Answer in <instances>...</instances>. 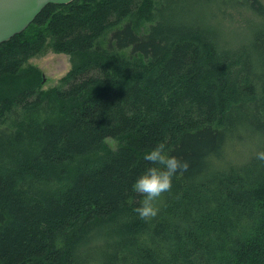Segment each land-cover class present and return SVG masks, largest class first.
<instances>
[{
    "label": "trees",
    "instance_id": "trees-1",
    "mask_svg": "<svg viewBox=\"0 0 264 264\" xmlns=\"http://www.w3.org/2000/svg\"><path fill=\"white\" fill-rule=\"evenodd\" d=\"M204 4L251 13L249 36L226 40ZM47 49L72 67L44 91L26 64ZM159 143L188 168L141 218ZM260 153L259 0L48 4L0 44V264H264Z\"/></svg>",
    "mask_w": 264,
    "mask_h": 264
},
{
    "label": "rangeland",
    "instance_id": "rangeland-1",
    "mask_svg": "<svg viewBox=\"0 0 264 264\" xmlns=\"http://www.w3.org/2000/svg\"><path fill=\"white\" fill-rule=\"evenodd\" d=\"M259 1L264 5V0ZM218 9L219 7L216 8L204 4L200 11L205 13V15L211 19H208V23L219 27L222 36H224L226 40L228 39L229 41L239 42L242 38H247L249 36L251 25H248L247 27L246 24H251L253 22V15L251 13H248V11L244 9L234 10L227 8L224 17H222L216 12ZM212 15H216L214 21ZM26 65L33 66L40 71L41 89L45 91L56 87L60 79L70 71L72 67V59L69 55L55 54L51 50L47 49L41 55L28 60ZM106 144L113 150L117 149L119 146V143L113 139H107ZM227 154L231 157L239 159L241 151L228 150ZM159 200L160 197L153 202L154 206L158 207L157 203Z\"/></svg>",
    "mask_w": 264,
    "mask_h": 264
},
{
    "label": "clouds",
    "instance_id": "clouds-1",
    "mask_svg": "<svg viewBox=\"0 0 264 264\" xmlns=\"http://www.w3.org/2000/svg\"><path fill=\"white\" fill-rule=\"evenodd\" d=\"M260 156L264 158V153H260ZM144 159L150 166L136 178L132 188L134 192L143 194L136 212L141 218H150L159 211L153 202L171 189L173 177L181 170H186L188 163L170 155L164 143H159L147 151Z\"/></svg>",
    "mask_w": 264,
    "mask_h": 264
},
{
    "label": "water",
    "instance_id": "water-1",
    "mask_svg": "<svg viewBox=\"0 0 264 264\" xmlns=\"http://www.w3.org/2000/svg\"><path fill=\"white\" fill-rule=\"evenodd\" d=\"M72 1L0 0V44L23 32L46 5H66Z\"/></svg>",
    "mask_w": 264,
    "mask_h": 264
}]
</instances>
